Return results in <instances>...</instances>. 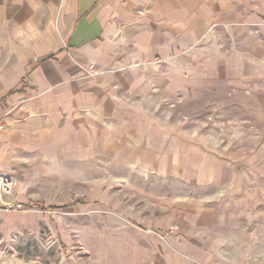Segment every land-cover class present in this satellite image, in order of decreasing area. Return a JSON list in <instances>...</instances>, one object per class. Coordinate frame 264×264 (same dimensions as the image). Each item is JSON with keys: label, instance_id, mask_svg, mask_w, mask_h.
Segmentation results:
<instances>
[{"label": "rangeland", "instance_id": "1", "mask_svg": "<svg viewBox=\"0 0 264 264\" xmlns=\"http://www.w3.org/2000/svg\"><path fill=\"white\" fill-rule=\"evenodd\" d=\"M261 17L210 24L180 55L161 58V65H179L176 81L161 77V162L103 166L102 182L84 184L55 167H26L20 177L31 204L0 208V224L13 229L7 236L0 230L4 256L49 263L63 254L68 264H264ZM8 175L16 190L17 179ZM81 198L88 203L42 209Z\"/></svg>", "mask_w": 264, "mask_h": 264}, {"label": "crops", "instance_id": "2", "mask_svg": "<svg viewBox=\"0 0 264 264\" xmlns=\"http://www.w3.org/2000/svg\"><path fill=\"white\" fill-rule=\"evenodd\" d=\"M261 16L264 0H0V171L17 179L14 201L31 204L26 167L84 184L102 182L103 166L161 162V77L176 81L179 70L161 58L210 24ZM90 64L98 75H87ZM68 263L0 251V264Z\"/></svg>", "mask_w": 264, "mask_h": 264}, {"label": "built area", "instance_id": "3", "mask_svg": "<svg viewBox=\"0 0 264 264\" xmlns=\"http://www.w3.org/2000/svg\"><path fill=\"white\" fill-rule=\"evenodd\" d=\"M95 74H97V71L95 70L94 65L90 64L88 67L87 75L93 76ZM4 129V124H0V139L2 137ZM15 186L16 181L8 174L0 171V208L3 211L10 212L22 210L25 208L23 203H17L9 198L15 190Z\"/></svg>", "mask_w": 264, "mask_h": 264}]
</instances>
